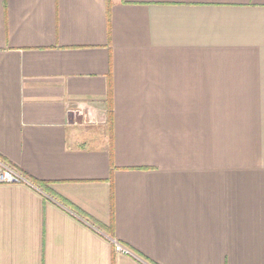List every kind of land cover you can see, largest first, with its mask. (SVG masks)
I'll list each match as a JSON object with an SVG mask.
<instances>
[{
  "label": "crops",
  "instance_id": "1",
  "mask_svg": "<svg viewBox=\"0 0 264 264\" xmlns=\"http://www.w3.org/2000/svg\"><path fill=\"white\" fill-rule=\"evenodd\" d=\"M0 157V264H264V0H0Z\"/></svg>",
  "mask_w": 264,
  "mask_h": 264
},
{
  "label": "built area",
  "instance_id": "2",
  "mask_svg": "<svg viewBox=\"0 0 264 264\" xmlns=\"http://www.w3.org/2000/svg\"><path fill=\"white\" fill-rule=\"evenodd\" d=\"M5 183H23L27 185H34L32 181L22 171L18 170L13 165L0 157V184ZM86 222H89L86 220ZM109 241L113 244L116 252L123 253L130 256L138 257L137 254L127 245L121 243L116 238L106 235Z\"/></svg>",
  "mask_w": 264,
  "mask_h": 264
},
{
  "label": "trees",
  "instance_id": "3",
  "mask_svg": "<svg viewBox=\"0 0 264 264\" xmlns=\"http://www.w3.org/2000/svg\"><path fill=\"white\" fill-rule=\"evenodd\" d=\"M109 18H110V13H109ZM110 95H111V93H110ZM110 113H109V121L111 122V114H112V108L110 109V111H109Z\"/></svg>",
  "mask_w": 264,
  "mask_h": 264
}]
</instances>
